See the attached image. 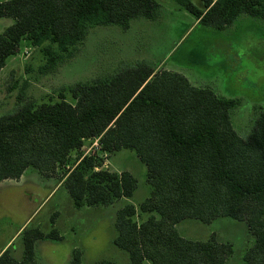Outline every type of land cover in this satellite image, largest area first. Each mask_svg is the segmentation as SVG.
<instances>
[{
  "label": "trees",
  "instance_id": "obj_1",
  "mask_svg": "<svg viewBox=\"0 0 264 264\" xmlns=\"http://www.w3.org/2000/svg\"><path fill=\"white\" fill-rule=\"evenodd\" d=\"M174 1L219 31L242 15L264 21V0ZM159 9L156 0L1 1L0 17L14 23L0 34V71L28 42L43 55L40 73H53L91 27L128 29L136 18L155 19ZM239 105L238 99L193 85L183 73L145 61L75 84L56 101L37 103L20 95L17 109L0 117V182L38 170L61 181L78 209L133 197L138 179L132 172L111 171L98 154L84 153L87 141L98 140L101 153L130 150L147 167L152 192L138 208H121L115 223L113 243L131 264H226L234 254L231 243L215 234L189 239L178 229L187 220L210 224L221 217L247 224L255 242L245 262L264 264V111L242 137L231 117ZM55 219L49 232L26 227L23 258L8 249L0 264H38L36 243L62 239ZM82 256L74 250L70 264H85Z\"/></svg>",
  "mask_w": 264,
  "mask_h": 264
},
{
  "label": "rangeland",
  "instance_id": "obj_2",
  "mask_svg": "<svg viewBox=\"0 0 264 264\" xmlns=\"http://www.w3.org/2000/svg\"><path fill=\"white\" fill-rule=\"evenodd\" d=\"M156 1L160 9L155 19L136 18L128 29L117 25L91 27L74 54L50 74L39 71L44 63L40 48L23 42L19 52L0 71V117L17 109L20 95L37 103L49 98L56 101L60 92L75 84L107 77L125 66L145 61L158 70L183 73L197 87H210L221 96L238 99L240 105L232 110V122L242 137L248 136L258 112L264 111V21L242 15L233 27L219 31L197 23L195 16L174 0ZM191 1L195 5L201 3ZM13 23V18L0 17V34ZM84 153L98 154L104 160L103 167L111 171L134 172L138 189L133 197L112 206L78 210L65 188L49 196L55 184L50 179L30 173L21 180L2 181L0 245L30 217V227L40 222L41 229L49 231L54 210L59 207L62 224H69L66 238L78 241L85 252V263L112 259L115 264H131L129 254L112 243L116 236L113 221L121 208L129 204L138 208L149 197L152 187L147 183V167L130 150L112 155L101 153L95 140L86 142ZM32 172L38 174L36 170ZM178 229L189 239L208 240L215 234L220 242L231 243L234 254L227 264H247L245 255L255 242L247 224L230 217L210 224L191 219ZM21 244L22 239H18L13 245L17 255ZM69 244L65 243V250L62 247L58 252L56 246L60 245L51 241L43 245L39 254L51 264H68L65 256Z\"/></svg>",
  "mask_w": 264,
  "mask_h": 264
},
{
  "label": "crops",
  "instance_id": "obj_3",
  "mask_svg": "<svg viewBox=\"0 0 264 264\" xmlns=\"http://www.w3.org/2000/svg\"><path fill=\"white\" fill-rule=\"evenodd\" d=\"M240 18V17H239ZM238 18V19H239ZM196 22L198 23V20H196ZM237 22V21H236ZM236 24V23H235ZM234 24V25H235ZM233 25V26H234ZM251 25H253V26H258V25H255V24H252L251 23ZM233 26H231V27H233ZM231 27H229V28H231ZM228 28V29H229ZM228 29H226V30H228ZM107 163H108V161H107ZM106 163V165H108ZM33 170H35V169H28L25 173H24V175L19 179V180H21V179H24L27 175H30V173H31V175H37V176H39L40 178H43V179H50V180H52V181H54V187H53V189H52V191H51V194L49 195V196H51L54 192H56L57 190L59 191V190H61L62 188H64L63 187V183L61 182V181H59V180H57V178H53V177H46V176H44V175H42L38 170H36V171H38L37 173L38 174H34L35 172H32ZM122 171H124V170H122ZM122 171H119V173L120 172H122ZM130 172H132V171H130ZM133 174H134V172H132ZM135 175V174H134ZM136 176V175H135ZM137 177V176H136ZM67 191V190H66ZM68 192V191H67ZM49 198V197H48ZM114 205V204H113ZM110 206H112V205H110ZM75 207V206H74ZM100 207H102V206H98V208L97 209H99ZM59 208V207H58ZM55 209L54 210V213H53V215H55L56 216V219H55V224H54V228H56L57 230H58V232H59V234H60V236L62 237V239L61 240H59V241H55L56 243H58V245H60V246H56V249H57V251L59 252L60 250H62V247H64V250H65V246H64V244L65 243H67V242H69V243H71V244H69L71 247H69L70 248V250L68 251V254L65 256V260H66V262L68 263V264H70V262H71V260H72V257H73V251L74 250H80L81 252H82V254H83V256H82V258H83V262L85 263L86 262V258H85V252L84 251H82V249H80V247H79V243H78V241L77 240H70V241H68V239L66 238V236H67V234H66V231L68 230V227L67 226H69V224L67 225H65V223H64V225L62 224V213L59 211V209ZM85 208H87L88 210H90L91 208H93V207H83V208H80V209H78V210H81V209H85ZM96 208V207H95ZM91 214H92V212H91ZM32 219V217H30L29 219H27L24 223H22L21 224V226L15 231V233H13V235H11L5 242H3L1 245H0V254H2L4 251H6V250H10L11 251V254L15 257V258H17V259H22L23 258V253H24V243H23V240H22V244H21V248H20V252H19V254L17 255V253H16V251L13 249V245L15 244V242L18 240V239H22V237H21V234H22V232H23V230L26 228V227H29L30 225H31V223L33 222V220H31ZM186 222V221H185ZM115 223H116V221H113V226L115 227ZM62 224V225H61ZM180 225V224H179ZM178 225V226H179ZM37 226H41V223L39 222V223H37ZM52 229V228H51ZM50 229V230H51ZM49 230V231H50ZM49 231H45V232H49ZM182 234V233H181ZM116 235H117V233H116ZM183 235V234H182ZM115 236V235H114ZM184 236V235H183ZM116 237V236H115ZM115 237L113 238V241H114V239H115ZM185 237V236H184ZM187 238V237H186ZM51 241H53V240H41V241H38L37 243H36V261H37V263L38 264H51L50 262H47L46 260H45V258L44 257H42V256H40V254H39V251L41 250L42 251V249H43V245H47L48 243H51ZM113 243V242H112ZM114 244V243H113ZM49 245H51V244H49ZM118 248V247H117ZM52 250H53V248H52ZM103 260H109V261H111L113 264H115V260H112V259H103ZM99 261H102V260H99ZM98 262V261H97ZM228 262V261H227ZM96 263V262H95ZM85 264H87V263H85ZM90 264V263H89ZM94 264V263H93ZM227 264V263H226Z\"/></svg>",
  "mask_w": 264,
  "mask_h": 264
},
{
  "label": "built area",
  "instance_id": "obj_4",
  "mask_svg": "<svg viewBox=\"0 0 264 264\" xmlns=\"http://www.w3.org/2000/svg\"><path fill=\"white\" fill-rule=\"evenodd\" d=\"M96 141V145H98V140H95Z\"/></svg>",
  "mask_w": 264,
  "mask_h": 264
}]
</instances>
